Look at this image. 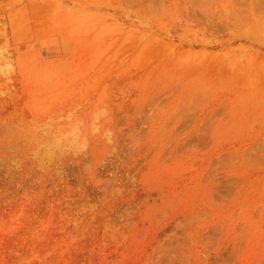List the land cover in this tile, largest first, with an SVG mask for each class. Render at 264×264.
Segmentation results:
<instances>
[{
	"label": "rangeland",
	"instance_id": "rangeland-1",
	"mask_svg": "<svg viewBox=\"0 0 264 264\" xmlns=\"http://www.w3.org/2000/svg\"><path fill=\"white\" fill-rule=\"evenodd\" d=\"M29 1L0 0V264H264V0Z\"/></svg>",
	"mask_w": 264,
	"mask_h": 264
},
{
	"label": "bare ground",
	"instance_id": "bare-ground-1",
	"mask_svg": "<svg viewBox=\"0 0 264 264\" xmlns=\"http://www.w3.org/2000/svg\"><path fill=\"white\" fill-rule=\"evenodd\" d=\"M28 1H29V0H28ZM35 1H36V0H35ZM35 1H34V2H35ZM61 1H63V0H61ZM69 1H73V0H69ZM74 1H75V0H74ZM29 2H31V1H29ZM32 2H33V1H32ZM25 3H26V2H25ZM25 3H24V4H25ZM27 3H28V2H27ZM35 3H36V2H35ZM54 3H55V2H54ZM86 3H87V2H86ZM29 4H30V3H29ZM29 4H28V5H29ZM44 4H45V3H44ZM44 4H43V5H44ZM56 4H57V3H56ZM2 5H3V4H2ZM32 5H33V3H32ZM34 5H35V4H34ZM45 5H46V4H45ZM45 5H44V7H45ZM51 5H52V4H51ZM0 6H1V5H0ZM41 6H42V5H41ZM41 6H40V7H41ZM48 6H49V5H48ZM53 6H54V5H53ZM4 7H5V6H4ZM6 7H8V6H6ZM32 7H34V6H32ZM32 7H31V8H32ZM36 7H38V5H36ZM55 7H56V6H55ZM41 8H42V7H41ZM20 9H21V8H20ZM29 9H30V8H29ZM32 9H33V8H32ZM34 9H36V8H34ZM54 9L56 10V8H54ZM75 9H77V8H75ZM75 9H74V10H75ZM81 9H82V8H81ZM9 10H10V9H9ZM23 10H24V9H23ZM36 10H38V8H37ZM39 10H40V9H39ZM43 10H45V8H43ZM47 10H49V9L47 8ZM47 10H46V12H47ZM52 10H53V9H51V11H50L51 13L53 12ZM69 10H70V9H69ZM17 11L20 12V10H19L18 8H17ZM32 11H33V10H32ZM62 11H63V9H62ZM84 11H85V10H84ZM1 12H2V11H1ZM1 12H0V13H1ZM5 12H6V11H5ZM9 12H10V11H9ZM27 12H28V11H27ZM30 12H31V11H30ZM41 12H42V10H41ZM77 12H78V10H77ZM25 13H26V11H25ZM48 13H49V12H48ZM60 13H61V12H60ZM60 13H59V14H60ZM64 13H65V12H64ZM4 14H5V13H4ZM17 14H18V13L16 12L15 17L17 16ZM20 14H21V13H20ZM30 14H32V13H30ZM37 14H38V13H37ZM37 14H36V15H37ZM39 14H40V13H39ZM42 14H43V13H42ZM62 14H63V13H62ZM49 15H50V14H49ZM66 15H67V14H66ZM68 15H69V14H68ZM6 16H7V15H6ZM11 16H12V15H11ZM18 16H19V15H18ZM51 16H52V15H51ZM54 16H55V14H54ZM7 17H8V16H7ZM25 17H26V15H25ZM31 17H32V16H31ZM38 17H40V15H39ZM43 17H44V16H43ZM56 17H57V16H56ZM65 17H66V16H65ZM11 18H12V17H10V19H11ZM26 18H27V17H26ZM26 18H25V20H26ZM67 18H68V17H67ZM67 18H66V19H67ZM6 19H7V18H6ZM34 19H36V18H34ZM40 19H41V17H40ZM42 19H44V18H42ZM46 19H48V16H47ZM49 19H50V18H49ZM57 19H58V18H57ZM59 19H60V18H59ZM59 19H58V20H59ZM68 19H69V18H68ZM78 19H79V18H78ZM13 20H14V19H13ZM25 20H24V22H25ZM60 20H61V19H60ZM62 20H63V19H62ZM62 20H61V21H62ZM9 21H10V20H9ZM20 21H21V19H20ZM27 21H28V20H27ZM34 21H35V20H34ZM40 21H41V20H40ZM44 21H45V20H44ZM48 21H49V20H48ZM54 21H56L55 18H54ZM64 21H67V20H64ZM64 21H62V23H63ZM36 22H38V21H36ZM49 22H51V21H49ZM57 22H58V21H57ZM67 22H68V21H67ZM12 23H13V21H12ZM12 23H11V24H12ZM55 23H56V22H54V24H55ZM8 24H9V23H8ZM16 24H17V23H16ZM16 24H15V25H16ZM27 24H28V23H27ZM44 24H45V23H44ZM49 24H52V23H49ZM59 24H61V23H59ZM59 24H58V25H59ZM63 24H64V23H63ZM80 24H81V23H80ZM69 25H70V24H69ZM69 25H68V27H69ZM29 26H30V25H29ZM41 26H42V25H41ZM43 26H44V25H43ZM50 26H51V25H50ZM62 26H63V25H62ZM64 26H65V24H64ZM70 26H71V25H70ZM73 26H74V25H73ZM17 27H18V26H17ZM51 27H52V26H51ZM20 28H21V26H20ZM47 28H48V27H47ZM53 28H54V27H53ZM58 28H59V27H58ZM58 28H57V29H58ZM64 28H65V27H64ZM66 28H67V26H66ZM50 29H51V28H50ZM55 29H56V28H55ZM59 29H60V28H59ZM59 29H58V30H59ZM62 29H63V28H62ZM74 29H75V28H73L72 31H74ZM78 30H79V28H78ZM81 30H82V29H81ZM46 31H47V30H46ZM65 31H66V30H65ZM65 31H63V33H64ZM72 31H71V32H72ZM53 32H54V31H53ZM55 32H56V31H55ZM55 32H54V33H55ZM71 32H70V33H71ZM77 32H78V31H77ZM49 33H50V32H49ZM72 33H73V32H72ZM72 33H71V34H72ZM81 33H82V32H81ZM41 34H42V33H41ZM52 34H53V33H52ZM60 34H61V33H60ZM37 36H38V35H37ZM63 37H64V35H63ZM63 37H62V38H63ZM67 38H68V37H67ZM67 40H69V39H67ZM67 40H66V41H67ZM71 40H72V39H71ZM71 40H69V41H71ZM62 41H63V40H62ZM73 42H74V41H73ZM74 43H75V42H74ZM87 44H88V43H87ZM66 47H67V46H66ZM71 47H72V46H71ZM67 48H69V46H68ZM69 52H70V50H69ZM65 53L68 54L67 51H66ZM54 65H55V64H54Z\"/></svg>",
	"mask_w": 264,
	"mask_h": 264
}]
</instances>
